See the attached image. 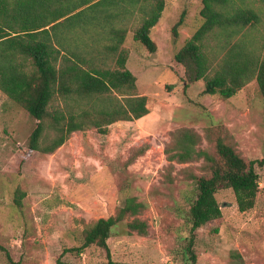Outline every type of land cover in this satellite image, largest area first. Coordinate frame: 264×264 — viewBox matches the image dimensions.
I'll return each mask as SVG.
<instances>
[{
	"label": "rangeland",
	"instance_id": "1",
	"mask_svg": "<svg viewBox=\"0 0 264 264\" xmlns=\"http://www.w3.org/2000/svg\"><path fill=\"white\" fill-rule=\"evenodd\" d=\"M230 1L258 14L253 34L264 45V0ZM201 10L202 0H166L162 18L151 31L155 54L134 39L142 23L139 11L113 22L128 30L120 51L126 52L127 68L137 78V93L148 98L149 114L111 125L108 135L89 127L74 133L54 154L30 152L26 143L37 122L0 91V247L5 250L0 249V264H57L60 258L71 264H106V252L97 246L80 254L74 250L83 244L87 227L115 215L129 197L146 205L141 219L148 222L149 235H128L127 223L115 228L108 240L113 260L186 263L181 212L189 209L184 193L193 185L183 181L182 172L193 168L202 175L203 161L175 164L177 180L168 184L165 149L173 134L189 128L204 137L208 127L224 125L243 158L264 160V97L258 83L222 100L203 94L204 80L188 87L185 69L175 60L202 25ZM183 12L185 25L175 39L172 29ZM115 42L105 38L96 47L100 66L118 69V54L108 48ZM89 50L80 48L84 55ZM56 106L64 104L57 101ZM201 147L212 151L207 140ZM141 148L147 151L138 157ZM257 172L260 191L253 210L241 213L232 190L216 195L223 218L197 232V264H264V166L258 165ZM18 189L26 194L21 206L14 203Z\"/></svg>",
	"mask_w": 264,
	"mask_h": 264
},
{
	"label": "trees",
	"instance_id": "2",
	"mask_svg": "<svg viewBox=\"0 0 264 264\" xmlns=\"http://www.w3.org/2000/svg\"><path fill=\"white\" fill-rule=\"evenodd\" d=\"M165 9L166 0H0V91L37 122L26 143L30 152L54 154L74 133L93 127L108 135L111 125L149 114L148 98L137 93V78L127 68L126 52L120 51L128 30L112 24L139 11L142 23L134 39L155 54L151 31ZM186 16L183 12L172 29L175 39ZM200 16L202 25L175 56L185 69L187 86L204 80V95L230 100L256 81L264 97V45L253 34L258 14L230 0H202ZM105 38L116 41L108 46L118 54L116 70L97 61L100 52L94 51ZM81 47L90 50L84 55ZM57 101L64 106H56ZM204 140L212 151L202 149ZM232 140L224 125L208 127L204 137L184 128L173 134L165 149L170 165L164 177L170 185L177 180L175 164L203 161L202 175L193 168L182 172L183 181L193 185L184 193L189 209L181 212L188 241L185 264H197V232L223 218L216 198L220 191L234 192L241 213L255 208L260 191L257 166H264V160H246ZM146 151L141 148L138 157ZM25 196L18 189L14 203L21 206ZM145 209L137 197L127 198L115 215L87 227L83 244L74 251L80 254L97 246L106 252V264H128L113 260L108 240L124 223L128 235L148 236L149 224L141 219ZM57 264L71 263L60 258Z\"/></svg>",
	"mask_w": 264,
	"mask_h": 264
}]
</instances>
